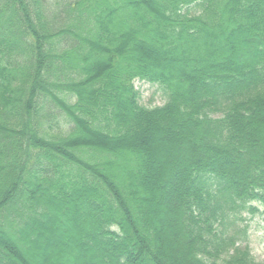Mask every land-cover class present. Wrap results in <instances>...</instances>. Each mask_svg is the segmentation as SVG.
<instances>
[{
	"label": "trees",
	"instance_id": "16d2710c",
	"mask_svg": "<svg viewBox=\"0 0 264 264\" xmlns=\"http://www.w3.org/2000/svg\"><path fill=\"white\" fill-rule=\"evenodd\" d=\"M253 202L264 0H0V264H264Z\"/></svg>",
	"mask_w": 264,
	"mask_h": 264
},
{
	"label": "rangeland",
	"instance_id": "374dc122",
	"mask_svg": "<svg viewBox=\"0 0 264 264\" xmlns=\"http://www.w3.org/2000/svg\"><path fill=\"white\" fill-rule=\"evenodd\" d=\"M136 85L141 91L142 102L147 105H161L167 100V97L164 94L163 90L157 85H151L150 83L142 81L139 83L136 82ZM152 140L153 145L157 146V148L160 150L159 152L161 153L162 158H164L165 152H163V149L165 148L166 144L163 142V135L155 134ZM168 147L170 146L168 145ZM253 205L258 206L259 211H256L255 213H251L247 210L243 211L241 215L242 219H238L236 221V224L232 226L231 229L233 233L237 234L239 238H241L239 243L243 246L248 245L256 260L264 262V213L262 212V206L258 205L257 202H253ZM166 220H168V218ZM62 233L65 235L63 229L58 230V232H54L53 235L55 238H58V234H61L63 236ZM63 239L64 241H68L66 235ZM64 244L67 247V242H64ZM50 249L51 250L43 249L44 253H47L45 258L43 259L45 262L47 261L49 264H74L70 261V258H67V260L63 262V258L61 260L58 255H56L55 253L53 254V251H55V249ZM67 249L66 253L70 252Z\"/></svg>",
	"mask_w": 264,
	"mask_h": 264
}]
</instances>
